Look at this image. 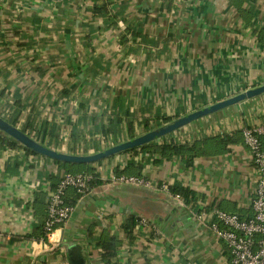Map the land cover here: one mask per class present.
Segmentation results:
<instances>
[{
    "label": "crops",
    "instance_id": "crops-1",
    "mask_svg": "<svg viewBox=\"0 0 264 264\" xmlns=\"http://www.w3.org/2000/svg\"><path fill=\"white\" fill-rule=\"evenodd\" d=\"M102 2L0 0V116L19 114L16 127L36 141L44 136L46 147L92 155L118 145L99 131L105 124L120 121L123 143L130 121L138 137L147 120H175L264 85V0H114L109 11L125 17L123 26L93 12ZM125 28L141 35L120 44ZM263 125L264 95L164 141L191 145ZM127 156L94 165L103 183L77 200L56 242H46L47 178L66 172L24 148L0 151V264H70L72 246L86 264H104L96 243L104 235L120 242L119 264H229L227 246L197 214L253 215L259 176L244 140L191 166L180 156L159 163L144 152L129 163ZM175 186L195 192L197 206L176 199Z\"/></svg>",
    "mask_w": 264,
    "mask_h": 264
},
{
    "label": "built area",
    "instance_id": "built-area-1",
    "mask_svg": "<svg viewBox=\"0 0 264 264\" xmlns=\"http://www.w3.org/2000/svg\"><path fill=\"white\" fill-rule=\"evenodd\" d=\"M120 25L123 26V23L120 22ZM243 137L259 176L252 197L253 215L244 219L236 213L213 208L206 214H197V218L208 222L214 235L225 243L230 255L229 264H264V151L261 144L264 125L244 129ZM164 138L156 142L160 141L161 144ZM134 159L132 155L127 156L128 163ZM91 180L92 176L89 173H66L54 189L50 186L47 188L48 212L44 224L47 241L56 242L53 241L56 230L70 219L74 211V207L66 204L67 191L73 188L84 196L90 190ZM112 180L121 184L150 185L146 179L137 177L113 176ZM174 197L181 200L178 195ZM141 224L147 225L148 222L143 220Z\"/></svg>",
    "mask_w": 264,
    "mask_h": 264
},
{
    "label": "trees",
    "instance_id": "trees-1",
    "mask_svg": "<svg viewBox=\"0 0 264 264\" xmlns=\"http://www.w3.org/2000/svg\"><path fill=\"white\" fill-rule=\"evenodd\" d=\"M96 1L99 2L100 0H96ZM113 2H114V0H106V2H102V4L100 6H98L96 3L94 8H93V12L100 14V15H104L105 13L109 14L108 18L110 21V25H117L120 21L125 22L126 19L119 12L110 13L109 6L111 4H113ZM130 35L135 36V37H137V36L139 37L141 34L137 30L134 31V30H130L128 28H125L124 31L122 32V34L120 35V44H126V42H128L130 40L129 39ZM0 96H2V93H0ZM17 116L11 115L10 117H6L5 119L9 123H11L12 125L17 126ZM173 120H174L173 117H164L161 120H158V123L156 125L150 124V122L147 120L146 123L144 124V128H143L142 132H140L139 134L152 131L154 128L165 125V124H167ZM134 125H135L134 121H130L128 123L129 138L130 139H134L137 136V134L135 132V126ZM119 126H120V121L117 120L116 122L115 121L110 122L108 125L107 124L103 125L99 129V131L106 137L112 136L114 138V143L120 144V143H122V140L120 137ZM22 131L27 135H30V133H31L25 128L22 129ZM36 137H38L37 138L38 142H40L41 144H43L45 146L48 145L45 141L44 136L39 137V135L38 136L36 135ZM241 139L244 140L243 133L242 132H236L233 135L205 137L201 140H198V141L192 143L191 145L184 144V143L179 144V143H175L173 141H171L169 143L164 141L163 143L160 144V143H156V141H155V142H153L147 146L131 150L125 154L126 155H134V154H137L140 152L141 153L144 152V154L147 156L146 162L152 161L153 163H159L163 160L172 159L174 156H180L186 161L187 166H191L193 164V160L196 157L208 156V154H214L215 155V154L224 153L228 150L229 146H231L235 143H238ZM261 144H262V150L264 151V137L261 138ZM14 147L15 148H17V147L24 148L22 145H20L19 143H17L16 141L11 139L10 137H8L5 134H2L0 132V151L8 149V148H14ZM24 149L32 155L39 156L38 154H36V153L26 149V148H24ZM48 160L54 162V164L61 167V169L63 171H65L66 173H72V174L89 173L92 176V180L89 183V188L94 187L96 185H100L103 183V180L100 179L99 173L94 168V165H96L97 163L90 164V165L73 164L74 166L77 167L76 168L77 171H75L73 173V172H71V170H69V167H68V165H71V164H64V163L57 162V161H54L51 159H48ZM108 160H104V161H101L98 163L101 164V163L108 161ZM144 163H143V165H144ZM138 169L139 170L142 169L141 164L138 166ZM48 176L49 177L47 179L52 180L51 186H52V189H54L61 179L60 174L55 176V174L52 173V174H49ZM56 181H57V183H56ZM171 192L174 196L178 195L186 205L197 206L196 204H197L199 198H198V195H196V193L193 192L192 190L184 188V187L175 186L171 189ZM82 196L83 195L78 194L75 189L71 188L66 193V204L73 207L76 204L77 200L79 198H81ZM47 212H48V209H47ZM46 219H47V214H46L45 221H46ZM45 221L42 223V230L40 232V237L44 238V240L47 242V237H46V234L44 231ZM135 226H136V221L133 218H130L125 225V231L128 233L130 238H132L133 230H134ZM96 243L103 250L102 260H103L104 264H119L118 259H117V254H118L117 249L120 247V242L117 239H115L114 237L104 235Z\"/></svg>",
    "mask_w": 264,
    "mask_h": 264
},
{
    "label": "water",
    "instance_id": "water-1",
    "mask_svg": "<svg viewBox=\"0 0 264 264\" xmlns=\"http://www.w3.org/2000/svg\"><path fill=\"white\" fill-rule=\"evenodd\" d=\"M263 95L264 85L253 87L228 99L216 102L212 105L193 111L185 116L179 117L165 125H162L161 127H158L134 139L123 142L104 151L86 156L63 154L51 148H48L33 139L31 136L25 134L22 130L12 125L1 116L0 132L13 139L14 141L22 145L24 148L45 158L61 163L90 165L104 160H108L116 155L124 154L131 150L147 146L155 142L156 140L164 138L170 135L171 133L175 132L176 130H179L180 128L196 120L202 119L227 108L242 104L248 100L261 97ZM70 253V264H86L84 256L81 253V248L72 246Z\"/></svg>",
    "mask_w": 264,
    "mask_h": 264
},
{
    "label": "rangeland",
    "instance_id": "rangeland-1",
    "mask_svg": "<svg viewBox=\"0 0 264 264\" xmlns=\"http://www.w3.org/2000/svg\"><path fill=\"white\" fill-rule=\"evenodd\" d=\"M236 106H237V105H236ZM233 107H235V106H233ZM230 108H232V107H230ZM230 108H227V109H225V110L219 111V112H217V113L225 112L226 110H228V109H230ZM217 113H214V114H212V115H215V114H217ZM212 115H209V116H212ZM209 116L204 117V118H202V119H205V118L208 119ZM200 120H201V119L196 120V121H194V122H197V121H200ZM194 122H192V123H194ZM192 123H190V124H188V125H186V126L180 128L179 130H176L175 132H173V133H171L170 135H168V137H170V136L173 135V134H176L177 132H179L180 130L184 129L185 127L191 125ZM160 127H161V126H160ZM157 128H158V127H157ZM154 129H156V128H154ZM154 129H153V130H154ZM143 134H145V133H143ZM166 138H167V136H166ZM156 143H160V141H158V142H156ZM64 164H69V163H64ZM80 165H81V164H80ZM68 167H69V170H71V172H73V173H74L75 171H77V169H76L77 167L74 166L73 164L68 165Z\"/></svg>",
    "mask_w": 264,
    "mask_h": 264
}]
</instances>
